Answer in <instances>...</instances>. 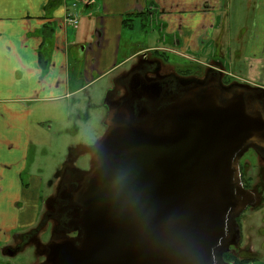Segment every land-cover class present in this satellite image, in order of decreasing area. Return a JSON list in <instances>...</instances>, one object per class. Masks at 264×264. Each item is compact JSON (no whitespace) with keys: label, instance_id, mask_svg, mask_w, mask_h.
<instances>
[{"label":"water","instance_id":"1","mask_svg":"<svg viewBox=\"0 0 264 264\" xmlns=\"http://www.w3.org/2000/svg\"><path fill=\"white\" fill-rule=\"evenodd\" d=\"M206 107L173 110L167 131L134 127L127 114L112 124L106 117L87 147L81 238L49 246L44 264H213L227 214L253 201L236 196L241 181L224 154L235 129L229 112ZM239 122L246 137L257 129Z\"/></svg>","mask_w":264,"mask_h":264},{"label":"crops","instance_id":"2","mask_svg":"<svg viewBox=\"0 0 264 264\" xmlns=\"http://www.w3.org/2000/svg\"><path fill=\"white\" fill-rule=\"evenodd\" d=\"M78 1L0 0V264L20 252L19 237L36 228L44 209L40 180L33 175L29 183L23 179L31 151L43 137V125L49 124L46 131L55 124L67 126L71 100L104 79L110 84L102 92L106 94L117 73L136 54L149 50L134 47L120 57L123 32L134 31L136 21L143 22V12L150 9L163 25L162 33L179 41L180 50L182 46L196 51L211 31L215 11L222 4L232 8L244 0ZM246 4L255 5L254 0ZM204 7L209 11L204 13ZM74 13L77 28L65 20ZM47 25L53 26V39L42 47L41 32ZM171 48L166 49L172 52ZM39 51L49 59L46 70L39 63ZM45 106L52 113L45 114ZM28 247L34 248L27 244L21 251Z\"/></svg>","mask_w":264,"mask_h":264},{"label":"flooded vegetation","instance_id":"3","mask_svg":"<svg viewBox=\"0 0 264 264\" xmlns=\"http://www.w3.org/2000/svg\"><path fill=\"white\" fill-rule=\"evenodd\" d=\"M227 8L222 4L215 11L217 14L210 33L203 38L205 40L199 42V52L202 50L203 54L206 52L204 62L193 60L185 63L180 60L176 55L177 51L174 50L179 48V41L166 36L165 46L152 50V54L147 50L136 54L127 66L117 73L103 102L106 117L110 116L108 124L117 122L123 114H127L134 127L151 124L153 131L169 130L171 123L166 115L173 110L176 113L197 111L201 110L202 106L207 108L209 103L210 106L214 104L219 110L229 112L231 127L235 129L233 134L231 131L229 141L226 139L227 131L225 133L224 154L228 157L229 169L237 170L239 174L243 191L236 193V196L246 202L252 198L253 202L239 214L234 210L227 214L225 235L213 250V264H232L225 259L228 255L235 259H241L246 255L253 260L258 258L257 252L250 250L244 242L241 231L246 226L241 217L246 211L254 213L264 205V86L242 80L246 67L240 72L241 75H233L227 69L225 60L228 55L227 43H222L221 40L226 37H231L225 39L229 42L237 40V46L231 44V48L236 50L234 58H239L238 54L243 45L239 37L244 32L242 28L230 33L224 21V15H228ZM202 11L205 13L209 9L204 7ZM156 16L155 12L151 14L150 9L143 12L144 21L149 26L163 28V25L156 23ZM169 44L174 48L173 60H167L159 53L168 51L166 48H169L167 47ZM229 59L231 60V56ZM236 60L232 63L234 64ZM229 67L232 68L231 64ZM241 117L249 124L248 127H257L255 130L250 129L247 137L240 132ZM82 155H87L89 160L90 153L87 147L70 148L65 164L54 177V190L42 202L43 221L38 223L29 235L19 237L17 242L20 249L27 243L32 244L36 254L42 256L43 261L45 256L49 255V246L81 238L80 193L87 188V182H82V173L87 171L89 166L86 168L77 166ZM49 228L50 240L40 243L41 234ZM70 245L79 248L81 243L73 241Z\"/></svg>","mask_w":264,"mask_h":264},{"label":"rangeland","instance_id":"4","mask_svg":"<svg viewBox=\"0 0 264 264\" xmlns=\"http://www.w3.org/2000/svg\"><path fill=\"white\" fill-rule=\"evenodd\" d=\"M231 1L234 4L237 0ZM244 1H239L232 9L228 7L226 11L228 15H224V21L227 23L226 26L229 27L230 33H235L237 29L241 30L244 28L243 33L239 31L241 36L239 37L237 35L241 44H243L241 46V52L238 54L240 57H235L237 60L234 58L236 50L233 47L231 48V44L237 46L238 41L232 40L229 42V40H225L231 37L222 38L221 40L222 43H227L228 59L225 58L228 65L227 69L233 75H241L240 72L246 67L248 70L244 69L242 80L264 86V0H254L255 5L253 6L251 4L247 6V0ZM73 2L74 5H77L79 1L73 0ZM156 23L159 24L158 22ZM253 23L257 26L260 25L256 27ZM135 26L134 31H125L122 34L120 57L124 54H129L134 47H145L149 49L148 53L152 54L150 50L152 46H165L164 41L167 34L162 33L163 29L161 27L149 26L145 21H136ZM138 28L139 30H136ZM209 45L210 43L207 47ZM170 46L171 44L167 45V47ZM180 48L181 50L179 48L173 49L177 51L175 52L179 56L178 58L185 61V63H187L186 61L192 62L193 60L204 62V55L206 54V52L203 54L204 50L199 52V49L196 51H187L182 46ZM244 48L248 51L247 55L249 58L247 62H245L247 56L244 54ZM159 53L165 56L167 60H173V56H175L172 52L166 50ZM229 56H231V60ZM234 60L236 61L233 64L232 62ZM229 64H231L232 68L229 67ZM172 65L173 62L171 67ZM77 67L78 71H80L83 67L82 63H78ZM107 86H110V84L108 80L104 79L102 82L88 86L81 96H76L71 100L69 106L70 122L67 126L55 124L51 131H46L45 128H49V124L43 125V137L36 143L38 145L34 147V150L31 151L27 166L28 173L23 177L25 183H29V175H33L37 180H40L39 196L42 200L48 197L54 190V177L65 164L70 148L76 149L81 146L90 147L103 135L106 108L103 105L105 93L103 94L102 92ZM77 101L78 105L76 106ZM45 108L46 106L42 107V109L46 110L44 112L45 114L52 113V109ZM78 117L82 118L81 121H79ZM75 129H77V133ZM88 163L87 155H82L78 160L77 166L79 168H86ZM51 184H53L52 187L50 186ZM43 213L38 223L43 221ZM241 218L242 221L244 220L243 224L246 226L241 231L244 242L250 250L254 253L257 252L258 255V258L254 261L246 257L248 255L241 257V259L248 261L247 264H264V205L254 213L246 211ZM39 239L42 243L48 242L50 240V228L45 233H42ZM228 257L226 256L225 259L227 260ZM42 260V257L36 255L34 248L28 247L16 253L11 258L7 257L2 259V264H40Z\"/></svg>","mask_w":264,"mask_h":264},{"label":"trees","instance_id":"5","mask_svg":"<svg viewBox=\"0 0 264 264\" xmlns=\"http://www.w3.org/2000/svg\"><path fill=\"white\" fill-rule=\"evenodd\" d=\"M125 22H127V21H125ZM41 33L43 36L42 47H44V46L47 47L53 39V26L52 25L45 26ZM38 58H39V63L41 65V67L43 68V70H46V68L48 66L49 59L44 58V56L40 53V51L38 53ZM228 256L229 257H228L227 261L232 263V264H247V262H248L246 260L244 261L243 259H235L234 257H232L230 255H228Z\"/></svg>","mask_w":264,"mask_h":264},{"label":"built area","instance_id":"6","mask_svg":"<svg viewBox=\"0 0 264 264\" xmlns=\"http://www.w3.org/2000/svg\"><path fill=\"white\" fill-rule=\"evenodd\" d=\"M66 22H67L69 25L73 26V27H75V26L77 25V20H76V18L73 17V16H67V18H66Z\"/></svg>","mask_w":264,"mask_h":264}]
</instances>
